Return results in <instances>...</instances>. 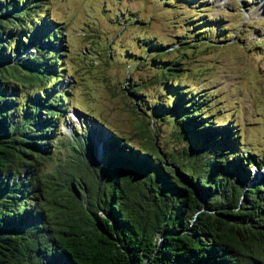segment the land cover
Listing matches in <instances>:
<instances>
[{"label":"trees","instance_id":"trees-1","mask_svg":"<svg viewBox=\"0 0 264 264\" xmlns=\"http://www.w3.org/2000/svg\"><path fill=\"white\" fill-rule=\"evenodd\" d=\"M46 2L0 0V264H264V155L201 115L182 56L167 58L179 41H141L154 67L141 81L127 55L121 86L150 119L139 145L86 110L89 126L62 133L64 25ZM161 117L177 147L157 141Z\"/></svg>","mask_w":264,"mask_h":264},{"label":"rangeland","instance_id":"rangeland-1","mask_svg":"<svg viewBox=\"0 0 264 264\" xmlns=\"http://www.w3.org/2000/svg\"><path fill=\"white\" fill-rule=\"evenodd\" d=\"M167 1L47 0L45 11L64 25V85L72 92L61 132L89 126L86 110L139 145L136 125L150 119L133 112L132 97L121 86L128 76L127 55L139 59L130 77L141 81L154 69L149 55L139 57L145 52L141 41H158L168 50L179 41L167 58L182 56L188 70L179 83L205 97L201 115L218 123L229 120L242 147L264 155V0ZM132 16L136 22L129 21ZM162 92L159 85L144 89L149 97ZM172 123L161 117L154 125L166 148L179 145Z\"/></svg>","mask_w":264,"mask_h":264}]
</instances>
